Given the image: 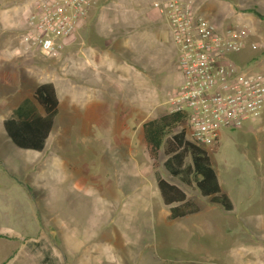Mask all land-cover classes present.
<instances>
[{
	"label": "rangeland",
	"instance_id": "374dc122",
	"mask_svg": "<svg viewBox=\"0 0 264 264\" xmlns=\"http://www.w3.org/2000/svg\"><path fill=\"white\" fill-rule=\"evenodd\" d=\"M117 2L133 5L132 0H113L112 5ZM195 2L222 30L245 26V46L233 58L249 70H264V0ZM142 27L145 43L141 40L123 56L145 57L147 77H134L132 94L109 95L105 126L85 121L84 105L90 99L84 85L92 75L77 49L66 52L65 47L57 59L30 49L23 52L22 62H12V70L1 65L0 261L8 250L21 247L14 264H40L46 252L57 264H264V114L240 129L225 130L216 143L205 146L234 202L232 211L170 175L161 152L158 169L163 176L200 206L195 214L171 219L146 149L143 123L175 110L169 99L182 75L176 50L156 45L148 37L150 28ZM119 73L121 85H129L126 72ZM66 75L70 78L62 79ZM45 81L60 85L52 137L43 152L20 149L3 120L19 113H14L17 104L33 97ZM119 98L125 99L124 108L130 100L132 109L121 111ZM119 113H124L122 120ZM181 128L188 134L186 121Z\"/></svg>",
	"mask_w": 264,
	"mask_h": 264
},
{
	"label": "built area",
	"instance_id": "2783aa9c",
	"mask_svg": "<svg viewBox=\"0 0 264 264\" xmlns=\"http://www.w3.org/2000/svg\"><path fill=\"white\" fill-rule=\"evenodd\" d=\"M95 0H37L21 35L25 51L57 59ZM177 46L182 82L171 95L175 110L187 112L190 140L216 143L225 130L240 129L264 114V70L234 60L248 35L245 26L220 29L196 8L195 0H155Z\"/></svg>",
	"mask_w": 264,
	"mask_h": 264
},
{
	"label": "crops",
	"instance_id": "0c3cea01",
	"mask_svg": "<svg viewBox=\"0 0 264 264\" xmlns=\"http://www.w3.org/2000/svg\"><path fill=\"white\" fill-rule=\"evenodd\" d=\"M154 1L132 0L133 5L130 7V5L122 6L120 2L112 5L113 0H95L87 18L78 28L74 37L68 39L63 47H66V52L77 49L79 60L82 61V65L84 64L85 68L90 71V75H92L89 84L87 86L84 85L88 90L87 98L90 99L89 103L84 105L87 115L85 121L88 124L94 121L96 126L108 125V106L112 104V98H109V95L118 93L132 94L134 93L132 85V82L135 80L134 77H139L138 73H142L147 77L144 65L146 62L145 57H141V54L138 55L136 53L131 58L123 56V53H132V49L136 48L139 43H142L141 40L147 37L146 34L140 35V30L144 29L142 25L150 28L148 37L156 45L172 46L177 52V46L172 39L169 24L164 15L153 6ZM35 3V0H0V67L4 65L7 70H12V62L18 63V60L21 62L24 60L22 54H24L25 49L21 43V35L28 26L27 17ZM167 32L170 35L169 41L166 40ZM80 35L83 36L81 37ZM143 42L145 43V40ZM135 58L136 62L134 64L133 60ZM55 63L59 65V62ZM119 69L123 73L126 72L124 76L125 79L130 81L129 85H121L119 82L121 78ZM65 78H70V75H66L62 79ZM52 82L55 84L60 101L59 82ZM27 99L30 101V104L24 108L26 114L23 113V115L32 114L34 110H37L42 115L45 114L44 110L39 109V104L34 98V93L33 97H24L16 107L22 106ZM119 100H122L120 103L122 106L120 107L121 111H125L127 108L129 110L132 109L130 100H127V108H124L125 99L119 98ZM116 101L118 103V99ZM60 106L61 101L59 109ZM123 116L124 113L122 115L119 113V119L121 118L122 120ZM120 123L124 125L123 121ZM53 129L47 143L52 137ZM20 248H16L15 251L8 250L9 252L5 253L6 256L2 257L0 264H14L19 261L21 258L20 254L23 253V249ZM49 255L52 259V264H57L54 257L50 253ZM105 259L108 260L107 257ZM255 263L262 264L257 261ZM91 264L93 263L91 262Z\"/></svg>",
	"mask_w": 264,
	"mask_h": 264
},
{
	"label": "trees",
	"instance_id": "16d2710c",
	"mask_svg": "<svg viewBox=\"0 0 264 264\" xmlns=\"http://www.w3.org/2000/svg\"><path fill=\"white\" fill-rule=\"evenodd\" d=\"M34 98L45 114L34 110L32 114L25 115L24 109L19 106L14 112L19 113L4 120V128L18 148L42 152L59 114L60 101L52 81L40 83L35 88ZM27 102L30 101L27 99L23 104ZM186 119V111L173 110L143 123L146 149L157 169L155 176L161 197L170 206V218L195 214L200 211V206L188 198L181 186L163 176L158 169L161 152L166 156L163 165L170 175L188 186L194 184L202 196L210 197L213 203L232 211L234 202L223 190L209 153L204 146L190 140L185 129H178ZM41 264H52L49 253L45 254Z\"/></svg>",
	"mask_w": 264,
	"mask_h": 264
}]
</instances>
